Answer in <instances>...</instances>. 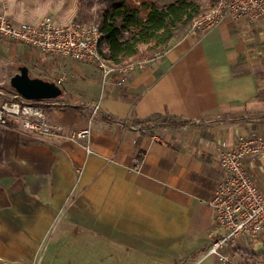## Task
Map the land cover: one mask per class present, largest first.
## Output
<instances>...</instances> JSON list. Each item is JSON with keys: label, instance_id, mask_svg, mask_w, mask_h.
Listing matches in <instances>:
<instances>
[{"label": "crops", "instance_id": "0c3cea01", "mask_svg": "<svg viewBox=\"0 0 264 264\" xmlns=\"http://www.w3.org/2000/svg\"><path fill=\"white\" fill-rule=\"evenodd\" d=\"M55 14L59 25L74 21L73 13ZM15 46L52 75L50 56ZM61 60L57 69L73 88L71 82L58 99L42 101L47 119L66 134L88 129L89 136L70 142L14 123L0 127V235L18 224L28 232L30 217L35 225L65 228L67 242L76 238L70 233H82L104 251L105 264H216L204 256L221 234L207 204L222 178L216 151L250 131L264 135V17L250 24L226 16L203 37L129 70L120 88L113 77L101 84L94 65L72 68ZM249 173L264 193V163ZM235 249L263 253L264 234Z\"/></svg>", "mask_w": 264, "mask_h": 264}, {"label": "built area", "instance_id": "2783aa9c", "mask_svg": "<svg viewBox=\"0 0 264 264\" xmlns=\"http://www.w3.org/2000/svg\"><path fill=\"white\" fill-rule=\"evenodd\" d=\"M234 21L245 20L255 24L264 17V0H215V5L195 16L189 26L191 32L205 33L216 27L224 17ZM100 30L98 25L78 20L59 25L46 18L37 24L13 23L0 12V39L32 48L55 59L68 58L72 62L91 64L99 71L102 84L110 77L116 85L124 83L126 73L146 63V59L121 68L109 66L99 52ZM58 87L61 79L54 81ZM98 106H93V114ZM17 124L22 130L39 137L60 138L70 142L86 141L88 129L64 133L62 126L48 121L42 102L26 101L17 94L0 96V127ZM86 153L89 148L84 144ZM216 161L222 172L221 181L208 201L214 213L215 225L221 231L213 238L205 257H212L216 264H236L232 250L239 244H253L264 234V193L250 175L249 168L264 163V135L250 131L238 137L236 143L216 151ZM141 160L135 159L133 171L139 172Z\"/></svg>", "mask_w": 264, "mask_h": 264}, {"label": "rangeland", "instance_id": "374dc122", "mask_svg": "<svg viewBox=\"0 0 264 264\" xmlns=\"http://www.w3.org/2000/svg\"><path fill=\"white\" fill-rule=\"evenodd\" d=\"M111 1L114 0H0V12L6 14L14 22H24L29 19H34L38 20L37 23L46 18L51 19L50 16L55 12V15H65L67 13L70 15L73 13L74 20L98 25L102 12ZM148 1L156 3L159 6H166L174 2V0ZM200 2L204 3L206 0H200ZM205 34L207 32H191L188 27L178 38L171 41L163 51L170 49L183 40L199 39ZM15 45L18 44L0 39V96L7 98L16 94L9 86V79L18 72V68L20 67H28L30 70V73L29 71L28 73L31 78L39 76L53 81L61 79L59 88L62 89V93H65L67 89L65 87L68 84L69 88L71 82V88H73V81L68 77L66 71L57 69V67L59 68L58 63L62 61L61 59H55L50 56L56 62L53 61L55 66L51 68L54 70L52 71L50 69L49 71L52 75H47L45 74V67L43 68V66L33 63V61L28 62L27 59L22 57V53L19 51L20 47ZM162 52L154 54L153 57L160 55ZM81 64L72 61L68 63L72 68ZM75 99L72 97L69 101L81 103L79 99L78 101H73ZM26 220H28L26 227L28 232L25 231L24 224H18V226L11 225L5 228L1 233L0 264L107 263L106 259L102 257L104 254L102 252L104 251L100 250L98 253V249L93 247L91 243H85L82 238V233H70V237L76 238L67 242V230L63 227L60 228L57 223H50L43 226L35 225L33 223L34 218L27 217ZM21 223H24V220ZM78 235H81V237Z\"/></svg>", "mask_w": 264, "mask_h": 264}, {"label": "trees", "instance_id": "16d2710c", "mask_svg": "<svg viewBox=\"0 0 264 264\" xmlns=\"http://www.w3.org/2000/svg\"><path fill=\"white\" fill-rule=\"evenodd\" d=\"M215 5V0H175L159 6L148 0H114L102 12L99 52L106 63L114 68L152 59L153 55L167 48L188 28L192 19ZM164 52V51H163ZM178 128L187 122H168ZM246 264H264L263 253L232 250Z\"/></svg>", "mask_w": 264, "mask_h": 264}, {"label": "water", "instance_id": "95a60500", "mask_svg": "<svg viewBox=\"0 0 264 264\" xmlns=\"http://www.w3.org/2000/svg\"><path fill=\"white\" fill-rule=\"evenodd\" d=\"M10 88L26 101H50L61 97L62 89L55 83L40 78H31L26 67L18 68V72L9 79Z\"/></svg>", "mask_w": 264, "mask_h": 264}]
</instances>
